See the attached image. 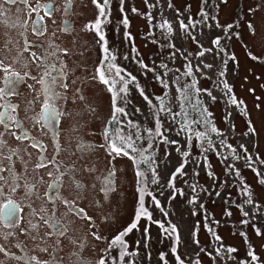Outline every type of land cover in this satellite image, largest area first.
<instances>
[{"label": "rangeland", "instance_id": "obj_1", "mask_svg": "<svg viewBox=\"0 0 264 264\" xmlns=\"http://www.w3.org/2000/svg\"><path fill=\"white\" fill-rule=\"evenodd\" d=\"M97 3L102 5L103 0ZM76 5L83 16L77 18L76 24L85 31L77 32L75 41L65 42L59 54L66 55L69 50L68 67L75 68L76 78L94 79V65L103 59L102 42L92 29L97 10L93 0H76ZM105 12L106 17L100 18L101 30L107 47L116 55L114 63L133 73L135 85L140 86L130 85L121 102L127 115H118V126L122 135L132 136L136 147L153 144L149 154L154 151L153 167L159 184L150 183V190L159 198L162 210L151 204L152 220L159 221L157 226L167 229L168 234L174 233L173 226L176 229L174 255L172 239L165 238L167 264H179L177 255L183 264H264V183L260 182L264 179V0H109ZM125 17L127 27L122 23ZM165 20L172 27L171 33L157 27ZM181 22L188 28H181ZM217 38L219 47L213 43ZM80 42L83 47L79 50ZM201 51L205 52L203 57L198 55ZM140 61L154 70L141 67ZM189 63L193 68L191 77L184 76ZM207 64L212 67L206 68ZM193 81L212 95L198 96L193 89L187 93L189 103L185 93L177 90ZM224 82L229 84L231 95L243 101L242 105L229 101ZM98 86L92 81L85 83L88 109L99 106L103 91L108 92L106 86ZM141 90L151 103L140 95ZM160 96L166 97L164 103L172 113L183 111L185 115L174 119L172 114L161 112L157 99ZM197 102L199 107H195ZM193 119L201 124L192 125L191 131L182 130L184 123L191 124ZM157 123L163 138L155 134ZM91 125L92 129L87 125L88 131L95 130L98 124L92 121ZM212 126L219 135L210 131ZM196 131L205 133L210 143L197 140ZM164 138L177 143H165ZM184 152L189 155L184 156ZM247 157L251 158V167ZM182 162L183 174L175 178L174 187L169 186L168 177ZM122 163L128 166L127 162ZM191 185H196L195 191ZM245 185L252 204L244 203L248 198L243 192ZM179 191L182 194L176 197ZM193 197L195 202L190 203ZM115 203L114 209L104 208L105 217L118 218L121 206L124 208L128 201ZM239 204H243L247 216L237 207ZM149 229L154 236L157 227L150 224ZM215 236L221 239L218 241ZM228 247L237 251L228 253ZM249 251H254L257 261L251 260Z\"/></svg>", "mask_w": 264, "mask_h": 264}, {"label": "flooded vegetation", "instance_id": "obj_2", "mask_svg": "<svg viewBox=\"0 0 264 264\" xmlns=\"http://www.w3.org/2000/svg\"><path fill=\"white\" fill-rule=\"evenodd\" d=\"M78 17L76 0H0V264H99L102 258L105 264H167V234L152 220L148 196L151 219H135L143 186L134 180L135 166L110 154L105 132L120 128L111 120L109 91L88 109L85 83L107 85L97 70L94 79L76 78L69 50L59 54L85 31ZM4 68L20 79L10 77V84ZM46 99L55 107L51 118L43 111ZM92 121L98 125L88 131ZM126 200L118 218L104 216V208ZM133 222L137 227L123 237L131 255L121 261L110 242ZM150 224L157 227L154 236Z\"/></svg>", "mask_w": 264, "mask_h": 264}, {"label": "snow or ice", "instance_id": "obj_3", "mask_svg": "<svg viewBox=\"0 0 264 264\" xmlns=\"http://www.w3.org/2000/svg\"><path fill=\"white\" fill-rule=\"evenodd\" d=\"M6 2H11V3H15V0H6ZM93 3L96 4V7L99 10L98 13V18L97 20L92 24V29L97 33V35L99 36V42L101 43L102 46V52H103V61L102 63L105 64L104 68H98L97 69V73L99 76V80L108 86V91L111 94V100H112V116H111V120L113 122H118L117 117L118 115H127V113L125 112V108L122 106H119V104L121 102L125 101L126 95L129 91V87L131 84L135 83V76H132L130 73L127 74V78L125 75H122L121 72L122 70L120 69V67L114 63V61L116 60V55L114 53L111 52V50L107 47L106 41H105V35L103 34L102 30H101V25H102V21L99 17H106V12H105V6L109 4V0H103V4L101 5L100 3H97V0H93ZM145 3H147V0H145ZM137 10L134 8L133 12H136ZM149 20H151V16H149ZM122 23L127 27L128 26V20L125 17L122 21ZM189 23L191 24L192 21L190 20ZM157 27L161 28V29H165L167 33H171L172 32V27L170 25V23L165 20L163 21L162 24L157 25ZM231 27V26H229ZM249 27L251 28V25H249ZM181 28L187 29L188 25L184 24L183 22H181ZM34 31L40 32L41 29L39 28H34ZM125 35L127 37L130 38V33H125ZM213 43L219 47L220 45V40L219 38H217L215 41H213ZM212 49H207V51H211ZM220 51H223V49H220ZM205 54L204 51H201L198 53L199 56L203 57ZM253 59H256V57H252ZM125 59H127V57H125ZM232 59H235V57L233 56ZM141 67L145 68L146 70L149 71H153L154 69H149L148 65H145L142 61L139 62ZM164 67L166 68L167 65H164ZM206 68H211L212 65L211 64H207L205 65ZM4 72H5V79H9L10 77H14L16 79V81H18L20 79V76L18 73L16 72H10L8 68H4ZM192 72H193V68L191 63H189L188 65H186V71L184 72V76L187 77H191L192 76ZM221 75H223V73H221ZM158 80L162 81L161 77H157ZM180 77L177 76L176 80L179 81ZM41 83H43V79H41L40 81ZM9 83H13V80L9 79ZM163 86L166 88L168 87L167 83H163ZM137 87H139V85H137ZM195 90V92L197 93V95L199 96L200 93H207L209 96H211V92H209L208 89H200L198 87H196V82L193 81V83L191 84H184L181 85L180 88L177 90L179 92H184L185 93V99L188 100L189 103H191L190 98L188 97L187 93L191 90ZM223 89L225 90V94L229 96V101L234 104V105H242L243 101H237L234 97V95H231V88L229 86L228 83L224 82L223 83ZM4 93H5V89L0 88V99L4 98ZM140 95L149 103H151V101L149 100V98L144 94V92L141 90ZM165 96H160L157 99L160 101V107L159 110L161 112H168L170 114L173 115V118L175 119L177 116H181V115H185V113L183 111L179 112V113H172L171 109L168 108L164 101H165ZM212 99L215 100L216 97L212 96ZM227 102V101H226ZM195 107H199V103L197 102L195 104ZM43 111L44 113L48 114L49 118H51V113L55 112V107L53 105H51L48 100H45V103L43 105ZM205 113H207V110L204 109L203 110ZM4 113H0V124H2L4 122ZM11 119V117H9ZM187 119V117H186ZM131 123V122H129ZM201 124L200 120H196L193 119L191 121V124L185 122L184 123V127L182 128V130H188L191 131V126L192 125H197L199 126ZM254 132V129H251ZM155 134L159 135L163 138V133L161 132V125L159 123L156 124L155 126ZM210 131L212 133H216V134H220L219 130L215 127L212 126L210 128ZM150 134L152 132V130H149ZM195 138L197 140H201V141H205L210 143V141H207L205 139L206 134L200 131H196L195 132ZM105 138L107 140L110 141L111 143V147H110V154L111 153H116L117 155L119 154H123L124 156H129V151L128 149H131L132 152L137 153L139 156L138 160H134V163H136V176H137V183L143 185L142 187H138L137 191H138V204L139 207L136 211V215H135V219L139 220L141 218L142 215H148V218L151 219V216L148 214V210L144 207L145 205V197L149 196L152 197L153 202L155 203V205L157 207H159V201L155 199V197L153 196V193L148 190L147 185L149 183L157 185L159 184V179H158V173L156 171V169L153 167V159L151 157V155L149 154V149L153 148V144L149 143L147 144L146 147H136L133 140H132V136L128 135L127 137H125L124 135H122V131H116L114 133H109V132H105ZM190 139L192 137H189ZM137 139H139V137H137ZM119 142V143H117ZM164 142L165 143H177L176 141H168L166 138H164ZM229 148H231V145H228ZM241 148H244V145H240ZM245 152H247V149H244ZM179 151V149H178ZM233 151H235L233 149ZM184 156H188L189 154L187 152L183 153ZM239 158V157H237ZM246 162L248 163L249 167H251V158L247 157L246 158ZM141 165H143V168L141 167ZM231 167V166H230ZM184 172V163L182 162L180 164L179 167H177L175 169V172L172 174V177L169 180V186L174 187V180L178 175H182ZM211 175V174H210ZM236 175H239V171L236 170ZM259 175V174H258ZM109 176L111 178L114 179L115 176V170L113 169L112 172L109 173ZM261 183H264V179L260 180ZM192 188L193 191L196 190V185H191L190 186ZM243 192L244 195L247 196L248 198L244 201L245 204H252L253 201L251 199V193L249 191V187L248 186H244L243 187ZM182 194V193H181ZM195 197H193V199L190 201V203H194L195 202ZM201 207H203V205H201ZM237 207L243 212V214L245 216L248 215L247 211H244V206L243 204H239L237 205ZM15 214V208L13 206L12 210L8 213V215H14ZM230 214V213H229ZM157 223H159V221H157ZM241 223H247V221H241ZM137 227V223L133 222L132 224H130L123 232H120L119 234H117L110 242V248H114L116 250L119 251V258L121 261H123L124 257L127 255H131V253L127 252V244L126 242L123 240V237L126 236L128 233L132 232L133 229H135ZM161 228H164V225L161 224L160 225ZM173 232L176 231L175 227L173 226L171 229ZM165 231H167V229H165ZM257 234L259 235V230H257ZM245 235V234H242ZM98 239L100 237H97ZM216 240H220L221 238L219 236H215ZM198 243V241H197ZM175 253V249L172 250ZM219 252V249L217 250ZM226 251L228 253H234L237 251L236 248L233 247H228L226 249ZM248 256L251 258L252 261H257L258 257L255 255L254 251H249L248 252ZM176 260L179 262V264H183V262L180 260V257L177 255ZM165 257L164 255H161V260H164ZM99 264H105V259L102 258L99 261Z\"/></svg>", "mask_w": 264, "mask_h": 264}]
</instances>
